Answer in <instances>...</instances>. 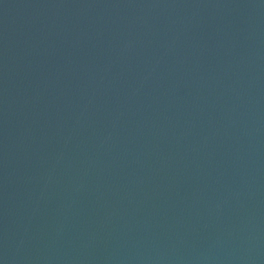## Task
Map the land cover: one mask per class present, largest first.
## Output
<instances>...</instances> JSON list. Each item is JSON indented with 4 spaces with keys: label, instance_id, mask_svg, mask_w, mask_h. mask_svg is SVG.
<instances>
[{
    "label": "water",
    "instance_id": "obj_1",
    "mask_svg": "<svg viewBox=\"0 0 264 264\" xmlns=\"http://www.w3.org/2000/svg\"><path fill=\"white\" fill-rule=\"evenodd\" d=\"M0 264H264V0H0Z\"/></svg>",
    "mask_w": 264,
    "mask_h": 264
}]
</instances>
